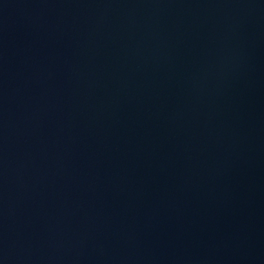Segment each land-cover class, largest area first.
I'll return each instance as SVG.
<instances>
[{
	"label": "water",
	"instance_id": "1",
	"mask_svg": "<svg viewBox=\"0 0 264 264\" xmlns=\"http://www.w3.org/2000/svg\"><path fill=\"white\" fill-rule=\"evenodd\" d=\"M0 264H264V0H0Z\"/></svg>",
	"mask_w": 264,
	"mask_h": 264
}]
</instances>
